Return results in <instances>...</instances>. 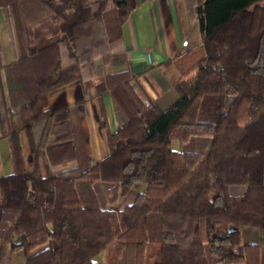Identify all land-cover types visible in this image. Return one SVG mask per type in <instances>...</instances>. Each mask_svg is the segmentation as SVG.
I'll return each mask as SVG.
<instances>
[{
	"label": "trees",
	"instance_id": "16d2710c",
	"mask_svg": "<svg viewBox=\"0 0 264 264\" xmlns=\"http://www.w3.org/2000/svg\"><path fill=\"white\" fill-rule=\"evenodd\" d=\"M187 3L202 43L174 61L170 89L145 103L129 68L105 71L138 0H0L17 49L0 62V138L16 148L25 131L31 165L0 174V264L22 246L17 234L25 264H97L111 242L114 264H146L150 243L160 244L154 264H264V0ZM96 76L124 121L89 164L74 109L47 105ZM139 182L146 190L114 209Z\"/></svg>",
	"mask_w": 264,
	"mask_h": 264
},
{
	"label": "crops",
	"instance_id": "0c3cea01",
	"mask_svg": "<svg viewBox=\"0 0 264 264\" xmlns=\"http://www.w3.org/2000/svg\"><path fill=\"white\" fill-rule=\"evenodd\" d=\"M2 18L6 23L9 41L13 47L10 50L3 35ZM0 30V62L7 63L16 56L17 49L11 41L4 10L1 8ZM121 31V48L115 52L105 71L110 73L129 68L136 75L131 81L134 90L145 103L170 89L172 83L179 77L174 61L186 50L202 43L199 22L191 18L187 0H138L137 6L123 22ZM147 53H151L153 59L151 64L146 61ZM62 106L74 109V118L78 119L88 148V162L95 163L108 152L106 141L108 131H114L123 122L122 115L115 108L102 78L96 76L83 84L75 83L51 93L48 97L47 109L54 110ZM44 125V120L34 123L32 132L35 142L39 141ZM12 140L11 136L0 138V174L22 170L23 166L30 163V146L26 132L22 131L19 134L16 148ZM66 162L70 164L60 163L53 169L58 172L77 165L76 160ZM61 166L63 167L58 168ZM145 190L146 186L129 196L130 190L112 207L116 210L124 208L132 202L138 192ZM20 243L23 246V242ZM109 255L110 253L106 251L101 264H114V255L111 254L110 257Z\"/></svg>",
	"mask_w": 264,
	"mask_h": 264
},
{
	"label": "rangeland",
	"instance_id": "374dc122",
	"mask_svg": "<svg viewBox=\"0 0 264 264\" xmlns=\"http://www.w3.org/2000/svg\"><path fill=\"white\" fill-rule=\"evenodd\" d=\"M2 26H3L2 30H3V33H4L3 35H4V38H5V41H6V45L8 47V50H10L13 47H12V44L10 43V41H9L6 23L4 22L3 18H2ZM0 32H1V30H0ZM263 54H264V37L261 40V48H260V52H259V55H258V60H261V57L263 56ZM122 118H123V116H122ZM121 121L122 120H120V122ZM123 121H124V118H123ZM171 145H172L173 148H177L178 147V140L177 139H173ZM65 164H70V163L65 162ZM27 165H26V167H31V165H29V166H27ZM62 167L63 166L58 167V168H62ZM145 186H146L145 183H140V182L139 183H135L133 185L131 191H130L129 196H131L134 191L143 189ZM14 242H19V243L23 242V246L21 248L15 250V251L10 252L9 259H8L6 264H25V257H26V255L28 253V248H27V246L25 244V236H24V234L16 235L15 238H14ZM106 251H108V253H110V255L111 254L114 255V242L109 243L105 250L101 251L99 254H97L95 256L94 259L97 262V264H101V259H103V256H104ZM110 255H109V257H110ZM160 256H161L160 244H158V243H150L148 245L147 253H146V264H154L156 261H158L160 259ZM218 264H223V263H218ZM225 264H245V263L243 261H239V262L237 261V262H231V263H225Z\"/></svg>",
	"mask_w": 264,
	"mask_h": 264
},
{
	"label": "built area",
	"instance_id": "2783aa9c",
	"mask_svg": "<svg viewBox=\"0 0 264 264\" xmlns=\"http://www.w3.org/2000/svg\"><path fill=\"white\" fill-rule=\"evenodd\" d=\"M146 61L147 63L151 64L153 62V59H152V56H151V53H147L146 55Z\"/></svg>",
	"mask_w": 264,
	"mask_h": 264
}]
</instances>
